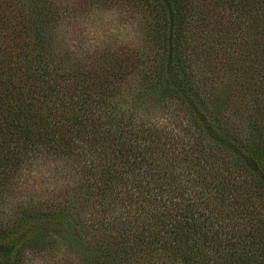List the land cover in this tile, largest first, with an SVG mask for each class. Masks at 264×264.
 <instances>
[{
  "label": "trees",
  "instance_id": "1",
  "mask_svg": "<svg viewBox=\"0 0 264 264\" xmlns=\"http://www.w3.org/2000/svg\"><path fill=\"white\" fill-rule=\"evenodd\" d=\"M87 3L0 0V206L39 166L77 180L0 223V264L50 232L79 264H264V0H121L143 53L66 37Z\"/></svg>",
  "mask_w": 264,
  "mask_h": 264
},
{
  "label": "clouds",
  "instance_id": "2",
  "mask_svg": "<svg viewBox=\"0 0 264 264\" xmlns=\"http://www.w3.org/2000/svg\"><path fill=\"white\" fill-rule=\"evenodd\" d=\"M70 11L65 25L78 32H86L91 26L99 34L100 43L114 39L122 46L133 47L140 39L138 18L126 10L121 0L106 3L105 0H88L86 7L80 11H72L76 4L69 5ZM99 46V45H97ZM93 52L95 47L91 49ZM136 113V123L142 118L149 117L141 104L132 110ZM14 211L13 203L5 201L0 206V212L6 216ZM50 243L42 248L26 247L22 252V264H79L78 254L70 243L55 232L49 233Z\"/></svg>",
  "mask_w": 264,
  "mask_h": 264
},
{
  "label": "rangeland",
  "instance_id": "3",
  "mask_svg": "<svg viewBox=\"0 0 264 264\" xmlns=\"http://www.w3.org/2000/svg\"><path fill=\"white\" fill-rule=\"evenodd\" d=\"M67 1L71 2L72 0ZM122 6L126 10H128L134 18H138L139 23L140 39L135 44V46L129 48L135 49L137 52L141 53L146 52L149 47V39L146 38V31L143 24L144 18L137 12V8L130 6L127 3L122 4ZM69 30L70 28L68 29V31ZM66 37H82V39L84 40L85 48H90L88 49L90 52H93L91 49L93 47H96L95 45H99V48L98 50H95V53L99 52L102 49H107L108 47L113 49L117 47H128L118 44L114 39L106 40V42L100 43L98 32L91 26L87 27L86 32H75L72 29L71 34H67ZM135 85L132 84V89ZM151 117H156L155 119L164 123V119L162 118L163 116L161 114H158V111L155 112ZM50 166V164L42 167L39 166V168L32 170L30 174H28L27 172L24 174L25 177H23L22 181L25 183V185L18 184L17 188L13 190V192L9 193L6 200L3 201V204L5 203V201L12 202L14 211L11 215L8 216H6L3 212H0V223H6L8 220H14L15 217L21 214L23 209L30 210L33 201H37L36 199H40L41 197L43 199H48L58 194L59 190H62L59 189V187L72 182V180H74V184L71 186V191L77 188L76 178L74 177V179H71V176L68 177V174L72 173L69 162H56L55 168H53V166ZM53 169L55 170V174L54 171L52 172ZM35 193H37L38 195L35 196ZM68 193V195H71L70 191ZM129 211L133 212V209H130ZM91 235L97 236L96 232H92ZM91 235H87L86 238L91 239Z\"/></svg>",
  "mask_w": 264,
  "mask_h": 264
}]
</instances>
